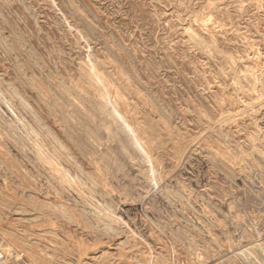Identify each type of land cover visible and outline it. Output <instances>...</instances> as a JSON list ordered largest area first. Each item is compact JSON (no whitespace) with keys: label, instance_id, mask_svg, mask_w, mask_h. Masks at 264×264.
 <instances>
[{"label":"rangeland","instance_id":"1","mask_svg":"<svg viewBox=\"0 0 264 264\" xmlns=\"http://www.w3.org/2000/svg\"><path fill=\"white\" fill-rule=\"evenodd\" d=\"M4 264H264V0H0Z\"/></svg>","mask_w":264,"mask_h":264},{"label":"built area","instance_id":"2","mask_svg":"<svg viewBox=\"0 0 264 264\" xmlns=\"http://www.w3.org/2000/svg\"><path fill=\"white\" fill-rule=\"evenodd\" d=\"M5 262V255L2 249H0V264H4Z\"/></svg>","mask_w":264,"mask_h":264}]
</instances>
